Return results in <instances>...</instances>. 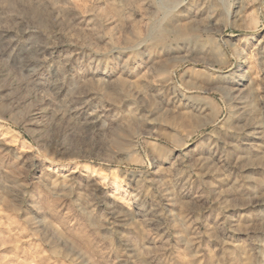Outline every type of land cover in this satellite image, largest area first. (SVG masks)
Returning a JSON list of instances; mask_svg holds the SVG:
<instances>
[{"label": "rangeland", "instance_id": "1", "mask_svg": "<svg viewBox=\"0 0 264 264\" xmlns=\"http://www.w3.org/2000/svg\"><path fill=\"white\" fill-rule=\"evenodd\" d=\"M0 264H264V0H0Z\"/></svg>", "mask_w": 264, "mask_h": 264}]
</instances>
